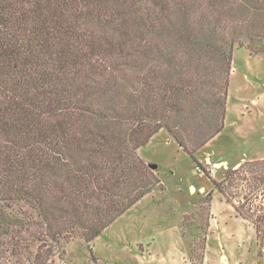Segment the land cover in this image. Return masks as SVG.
<instances>
[{"label":"trees","instance_id":"1","mask_svg":"<svg viewBox=\"0 0 264 264\" xmlns=\"http://www.w3.org/2000/svg\"><path fill=\"white\" fill-rule=\"evenodd\" d=\"M235 49L264 52V0H0V264H57L162 187L139 155L161 130L194 160ZM245 173L263 186L264 159L212 180L226 202Z\"/></svg>","mask_w":264,"mask_h":264},{"label":"rangeland","instance_id":"2","mask_svg":"<svg viewBox=\"0 0 264 264\" xmlns=\"http://www.w3.org/2000/svg\"><path fill=\"white\" fill-rule=\"evenodd\" d=\"M139 155L156 166L162 187H155L90 245L81 238L67 244L57 264H192V245L207 232L204 198L209 192L217 221L207 234L204 264H259L256 233L249 227L254 224L239 220L212 183L220 182L226 170L208 171L221 161L230 169L243 159L264 156V52L234 50L224 129L194 160L165 130Z\"/></svg>","mask_w":264,"mask_h":264},{"label":"built area","instance_id":"3","mask_svg":"<svg viewBox=\"0 0 264 264\" xmlns=\"http://www.w3.org/2000/svg\"><path fill=\"white\" fill-rule=\"evenodd\" d=\"M220 169H225L227 171L229 168L227 165H225L221 166ZM220 169L216 168V165H213L212 168L208 171L209 175H214L215 172ZM198 171L202 172V170H200L199 168ZM249 177L251 176L248 175V173H245V178H247L246 180L238 183L235 182L230 187V194L228 196L229 202L227 203L234 210L235 208L242 207L247 211L248 215L252 216V219H246L252 222L255 226L254 231L256 233L257 247L256 257L259 264H264V185H249ZM258 217L260 218V221L257 222L256 219Z\"/></svg>","mask_w":264,"mask_h":264},{"label":"crops","instance_id":"4","mask_svg":"<svg viewBox=\"0 0 264 264\" xmlns=\"http://www.w3.org/2000/svg\"><path fill=\"white\" fill-rule=\"evenodd\" d=\"M264 159V156H261V157H255V158H251V159H248V160H246V159H243V160H241V161H239V162H237L236 163V165L235 166H233L232 168H236V167H238L239 165H241L243 162H245V161H257V160H263ZM208 161H209V159H208ZM222 163H219V164H217V168H219L220 166H221V164H226L227 165V162L226 161H221ZM146 163H148V162H146ZM189 189H191V190H194V188L191 186ZM201 190H203V189H201ZM216 190V189H215ZM217 191V190H216ZM218 192V191H217ZM219 193V192H218ZM220 194V193H219ZM221 195V194H220ZM221 198L223 199V202H224V204L227 206V208H229L230 210H232L233 212H235V210L233 209V208H231V206L226 202V200L224 199V197L221 195ZM235 214L237 215V213L235 212ZM237 217H238V219L239 220H241L242 222H244V223H246L245 221H244V219H242L240 216H238L237 215ZM237 219V218H236ZM224 221L226 220V218L225 219H223ZM217 221V219H216V217H215V214L213 213V193H212V199H211V203H210V219H209V227H208V231H207V234H208V232H209V230H211L212 229V226H213V224H214V222H216ZM217 225H219L218 223H217ZM252 230H254V228L252 227V226H249Z\"/></svg>","mask_w":264,"mask_h":264},{"label":"water","instance_id":"5","mask_svg":"<svg viewBox=\"0 0 264 264\" xmlns=\"http://www.w3.org/2000/svg\"><path fill=\"white\" fill-rule=\"evenodd\" d=\"M149 168H151L152 170H154L155 168H156V166L155 165H149Z\"/></svg>","mask_w":264,"mask_h":264},{"label":"bare ground","instance_id":"6","mask_svg":"<svg viewBox=\"0 0 264 264\" xmlns=\"http://www.w3.org/2000/svg\"><path fill=\"white\" fill-rule=\"evenodd\" d=\"M216 165V164H215ZM221 166H225L224 164H222ZM216 168H217V165H216ZM221 167H219L218 169H220Z\"/></svg>","mask_w":264,"mask_h":264}]
</instances>
